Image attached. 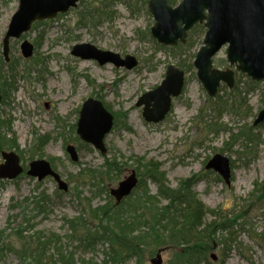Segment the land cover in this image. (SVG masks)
Segmentation results:
<instances>
[{"label": "rangeland", "instance_id": "1", "mask_svg": "<svg viewBox=\"0 0 264 264\" xmlns=\"http://www.w3.org/2000/svg\"><path fill=\"white\" fill-rule=\"evenodd\" d=\"M148 2L80 0L75 9L40 22L20 40L12 41L10 57L19 64L16 91L0 104V120L11 122L8 137L16 139L19 152L8 148L3 151L16 152L21 164L26 166L35 160L53 161L69 190L59 191L51 177L42 182L26 175L14 180L0 179V248H6L0 255V264H21L14 253L23 243L16 234L19 230L24 237H36L39 231L46 236L57 234L62 237L61 247L66 252H74L79 264L82 260L102 264L108 244H99L96 252L79 246L78 241L69 239L71 230L66 222L85 212L77 193L85 200L83 204L90 200L94 208L106 205L110 199L115 203L110 192L138 167L137 158H144L145 163H160L172 188H176L180 180L199 176L194 190L206 207L229 213L231 217L242 214L239 223L245 225L236 231L237 244L223 261L221 248L216 246L210 255L214 264H264V195L253 192L257 185L264 184V123L254 126L264 109V83L253 81L230 66L224 47L214 58V68L234 71L235 84L230 89L222 83L218 94L210 97L193 66L203 46L205 32L199 29L192 36L188 35L180 50L179 45L162 46L151 35L155 20ZM18 7L19 0L0 1V78L11 75V66L2 56V43ZM23 40L34 47L39 43L31 58L22 56ZM80 44H91L122 58L132 56L139 63L131 69L117 68L113 64L101 66L95 60L72 55L74 47ZM42 60L44 63H40ZM170 65L185 73L183 92L174 99L163 121L148 123L142 115L143 106L137 104L142 96L163 83ZM189 66L192 69L188 70ZM236 89L249 90L248 94L242 93L248 108L235 105V96L231 93ZM217 97L227 100V110L219 111L215 107ZM90 98L101 102L115 119L117 115V119L122 120L121 115L126 114V124L131 128L126 131L114 126L106 136V155L81 139L75 140L76 128L72 132L82 105ZM245 126L256 136L253 141L248 142L247 147L243 139L231 142V136L239 134ZM45 136L51 138L45 148L39 152L32 149L36 138ZM69 145L76 147L78 161H73L67 152ZM216 154L231 161L230 184L217 172L206 169ZM114 156L119 158L124 171L121 176L112 177L114 180L104 178L107 191L96 183L97 179L91 180L86 175V181L80 182L76 178L84 169L106 171L105 157ZM3 163L0 153V165ZM149 187L156 194L157 186L149 183ZM42 195L48 199L37 205ZM85 219L91 225L99 222L92 223L93 219L88 216ZM212 220L209 215L208 221ZM54 251L52 247L48 255ZM159 252L163 264H168L172 251ZM127 264H136V261ZM145 264L151 261L147 259Z\"/></svg>", "mask_w": 264, "mask_h": 264}, {"label": "water", "instance_id": "2", "mask_svg": "<svg viewBox=\"0 0 264 264\" xmlns=\"http://www.w3.org/2000/svg\"><path fill=\"white\" fill-rule=\"evenodd\" d=\"M79 0H20L19 8L12 17L8 31L3 40V56L9 61L11 40L20 39L27 33L34 22L55 18L59 13H66L77 6ZM149 9L156 23L152 36L160 44L176 46L179 41L186 42L187 33L196 24L207 28L203 46L196 55L194 67L208 95L214 98L222 83L230 89L234 87V72L215 69L214 57L227 47V60L230 66L247 75L253 81L264 83V0H182L173 8L166 0H150ZM25 58L32 57L34 46L24 41L21 45ZM72 55L83 60H95L101 66L113 64L117 68L131 69L138 65L135 57L103 51L91 44L74 47ZM185 84V73L171 65L165 80L155 90L141 97L137 106H143V117L148 123L163 121L170 112L172 102L178 98ZM2 93L0 87V104ZM264 123V109L260 111L254 126ZM114 127V116L104 105L88 99L82 107L77 134L88 144L93 145L102 154H106L105 138ZM67 152L73 161H78L77 150L69 145ZM4 163L0 165V179L14 180L23 174L20 157L15 152H2ZM207 170L219 173L227 184L231 181L230 160L217 154L206 166ZM27 176L38 182L52 177L60 191L67 192L69 186L45 159L35 160L29 164ZM136 171L122 181L118 188L111 190L117 204L129 197L137 187ZM215 256H213V260ZM151 264H163L161 252L151 259Z\"/></svg>", "mask_w": 264, "mask_h": 264}, {"label": "trees", "instance_id": "3", "mask_svg": "<svg viewBox=\"0 0 264 264\" xmlns=\"http://www.w3.org/2000/svg\"><path fill=\"white\" fill-rule=\"evenodd\" d=\"M167 1L170 5L176 6L180 0ZM199 29L206 32L204 26L198 25L189 33V36H192ZM35 47L38 48L39 43L36 42ZM180 49L181 46H179ZM40 63H44V61L42 60ZM9 65L11 66V75H2L1 77L3 101L16 91L15 78L19 64L14 58H11ZM187 69H192V66ZM244 92L248 94L249 90L238 91L236 89L231 93L235 96L237 107H246V101L242 96ZM217 98L218 104L219 102L220 104H215V107L219 111L221 109L227 110V100ZM238 99H240L239 102ZM211 101L213 100L210 99ZM124 116L126 114L121 115L122 120H120L117 119L116 115L115 128L122 127L126 131H131ZM75 128L76 125L72 132ZM10 131L11 122L0 120V153L4 148L15 149L16 152H19L16 139L8 137ZM254 137L256 136L247 131L245 126L241 128L239 134L231 136V142L243 139L245 141L244 146L247 147V143L252 142ZM36 139V144L32 149L39 152L45 148L51 138L45 136ZM75 140H79V138L76 137ZM105 159L104 168L106 171H86L84 169L76 178L80 182L86 181V175L91 180L97 179L96 183L103 186L102 190L107 191L108 186L107 183L105 184L104 178L119 177L123 174L124 168L117 156L111 159L105 157ZM137 161L138 167L135 170L139 178L138 185L133 193L120 204L114 203L110 199L106 205L94 208L90 200L83 204L85 200L77 193V198L84 206L85 212L81 216L66 222L71 230L69 239L78 241L79 246L89 248L93 252L97 251L99 244L107 243L109 250L105 254V260L102 264H127L133 260L136 261V264H145L147 259L151 260L160 250L172 251L168 264H214L210 255L216 246L221 248L222 260H220H225L227 254L237 244V229L240 230L245 225L239 223V220L243 218L242 214L231 217L229 213L206 207L194 190V186L200 180L199 176L180 180L179 185L172 188L167 182L165 173L161 171L160 163L155 161L145 163L144 158H137ZM53 166L55 167L54 164ZM149 183L157 186L156 194L150 190ZM253 192L264 195V184L257 185ZM38 199L39 202L36 204L40 205L46 202L48 198L42 195ZM86 207L88 208L87 211ZM209 215L213 217L212 221H208ZM85 216L93 219L92 223L94 220L99 222L91 225ZM16 234L23 242L20 249L14 251L21 264H46V261H50L52 264H79L74 252H66L61 247L62 237L57 234L46 236L42 231H39L36 233V237H24L22 230ZM52 247L55 248V251L48 255ZM3 248H0V255L6 249ZM80 264L98 263L94 260L88 263L82 260Z\"/></svg>", "mask_w": 264, "mask_h": 264}]
</instances>
